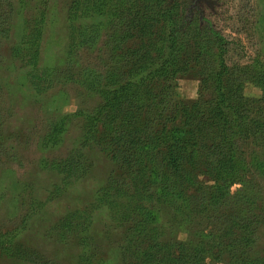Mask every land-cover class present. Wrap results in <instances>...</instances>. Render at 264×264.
I'll list each match as a JSON object with an SVG mask.
<instances>
[{
    "label": "trees",
    "instance_id": "obj_1",
    "mask_svg": "<svg viewBox=\"0 0 264 264\" xmlns=\"http://www.w3.org/2000/svg\"><path fill=\"white\" fill-rule=\"evenodd\" d=\"M138 1L143 9L136 0H73L64 67L45 68L35 77L48 0H40L37 16L23 14L26 0H18V10L11 1L0 0V37L17 13L22 20V35L10 56L31 67L25 76L35 92H45L54 82L72 83L82 89V100L93 98L90 107L47 118L39 148L62 143L74 120L78 136L64 157L44 159L40 167L68 184L90 170L83 149L106 153L120 173L110 174L97 201L106 200L115 220L125 226L123 259L137 264H208L207 258L264 264V247L257 246L264 237V54L248 64L229 62L232 43L198 10L194 18L175 16L191 0ZM89 18L94 21L85 23ZM134 34L143 42L125 48ZM101 35L105 38L98 46ZM95 50L97 56H89ZM191 62L199 67L201 90L188 104L177 98L175 86ZM47 74L55 78L42 85ZM246 84L259 87L261 97H246ZM6 102L0 78V156L9 152V144H2L12 113ZM154 204L171 208L177 227L192 224L196 229L184 239L161 240ZM91 220L90 214L73 211L55 225L57 236L76 240V264H107L98 257ZM18 235L19 230L0 231V254L31 264H63L27 249Z\"/></svg>",
    "mask_w": 264,
    "mask_h": 264
},
{
    "label": "rangeland",
    "instance_id": "obj_2",
    "mask_svg": "<svg viewBox=\"0 0 264 264\" xmlns=\"http://www.w3.org/2000/svg\"><path fill=\"white\" fill-rule=\"evenodd\" d=\"M8 1L13 3L15 10L19 9L18 0ZM26 1L27 6L21 9L23 14L37 16L42 9L40 0ZM209 1L211 6L204 0L191 1L184 6L185 10L184 7L177 9L175 16L194 18L198 14L195 9L190 11V5H196V12L232 43L229 62L248 64L254 56H262L264 0ZM72 2L73 0H48L45 23L39 40L38 65L33 71L35 77L45 68L61 70L64 67L67 45L71 38L67 14ZM136 3L138 8H144L140 1L136 0ZM5 6L1 9L5 10ZM103 11H109L108 6L104 7ZM18 15L17 13L13 18V25L8 27L6 34L0 37V78L4 85L6 103L12 109L5 121L2 140V144L7 148L9 144V152L0 156V231L19 230L17 239L27 249L43 253L63 264H76L80 246L72 235L68 236L67 241H61L55 225L67 214L81 211L84 215H91V231L97 243L98 257H102L107 264H137L135 259L121 257L120 245L123 242L125 226L119 225L121 223L115 220L106 200H103V203L97 201V191L105 184L110 174L120 173L106 153L95 147L83 149L91 161L90 170L85 177L71 179L68 184L63 183L60 174L40 167V162L44 159L51 161L64 157L78 136V121L74 120L62 143L45 149L39 148V136L47 118L57 113H73L78 109L90 107L93 98L82 100L79 95L82 89L72 83L65 86L54 82L45 92H35L25 76L31 67L10 56L11 47L22 35V20ZM92 21L93 18L84 20L85 23ZM161 25V22L156 24L154 30L157 32ZM205 29L203 26L200 31ZM140 37L134 34L125 43V48H137L143 42ZM104 38L105 35L100 36L98 46H102ZM97 52L95 50L89 56L95 57ZM198 70L197 64L191 62L187 73L176 81L177 98L188 104L197 100L201 90ZM52 78L55 76L47 74L42 85H47ZM243 93L250 99L261 97L260 88L251 84H246ZM247 146H250V143H247ZM207 183L211 184L212 181ZM239 188L240 184L234 185L231 191L235 192ZM152 209L157 216L154 224L162 233L161 240L184 239L196 229L192 224L186 229L177 227L172 209L165 205L154 204ZM257 246L264 247V237L260 238ZM207 262L224 264L212 262L209 258ZM0 264L31 263L0 254Z\"/></svg>",
    "mask_w": 264,
    "mask_h": 264
},
{
    "label": "flooded vegetation",
    "instance_id": "obj_3",
    "mask_svg": "<svg viewBox=\"0 0 264 264\" xmlns=\"http://www.w3.org/2000/svg\"><path fill=\"white\" fill-rule=\"evenodd\" d=\"M191 1H194V0H191ZM204 1H205V0H204ZM195 6H196V5H194V4H191V5H190V11H191V12H193V9H195V10L197 9V10H198V7H197V6L195 7ZM194 7H195V8H194Z\"/></svg>",
    "mask_w": 264,
    "mask_h": 264
},
{
    "label": "water",
    "instance_id": "obj_4",
    "mask_svg": "<svg viewBox=\"0 0 264 264\" xmlns=\"http://www.w3.org/2000/svg\"><path fill=\"white\" fill-rule=\"evenodd\" d=\"M206 2H207V4L209 5V6H211V1H209V0H205Z\"/></svg>",
    "mask_w": 264,
    "mask_h": 264
}]
</instances>
